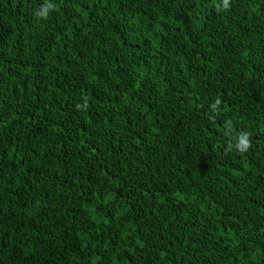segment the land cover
Wrapping results in <instances>:
<instances>
[{"label": "trees", "instance_id": "16d2710c", "mask_svg": "<svg viewBox=\"0 0 264 264\" xmlns=\"http://www.w3.org/2000/svg\"><path fill=\"white\" fill-rule=\"evenodd\" d=\"M0 264H264V0H0Z\"/></svg>", "mask_w": 264, "mask_h": 264}, {"label": "clouds", "instance_id": "9594fccd", "mask_svg": "<svg viewBox=\"0 0 264 264\" xmlns=\"http://www.w3.org/2000/svg\"><path fill=\"white\" fill-rule=\"evenodd\" d=\"M223 6L225 9H227L229 7V0H223ZM48 7H51V5H48L43 12L41 13L42 16H46L47 15V11H48ZM220 103L219 100L216 101V104L213 105V107H216V105H218ZM236 147L241 151L244 152L246 151L249 147H250V141H249V137L247 134H241L240 138H239V143L236 145Z\"/></svg>", "mask_w": 264, "mask_h": 264}]
</instances>
